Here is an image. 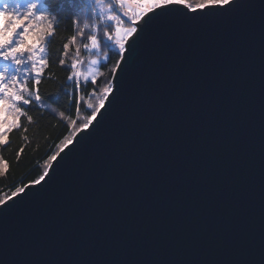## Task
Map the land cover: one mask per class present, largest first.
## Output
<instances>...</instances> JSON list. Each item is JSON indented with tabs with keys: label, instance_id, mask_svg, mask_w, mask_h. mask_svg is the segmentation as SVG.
Here are the masks:
<instances>
[{
	"label": "water",
	"instance_id": "obj_1",
	"mask_svg": "<svg viewBox=\"0 0 264 264\" xmlns=\"http://www.w3.org/2000/svg\"><path fill=\"white\" fill-rule=\"evenodd\" d=\"M153 40L145 70L103 134L66 164L46 197L10 216L19 252L41 264L68 261L80 254L82 235L95 232L87 256L112 259L116 242L134 227L167 233L162 257L188 255L185 241L216 230L230 195L241 201L232 202L233 222L252 215L258 224V22L243 32L235 25L157 31ZM129 239V258L151 257L149 243Z\"/></svg>",
	"mask_w": 264,
	"mask_h": 264
},
{
	"label": "snow or ice",
	"instance_id": "obj_2",
	"mask_svg": "<svg viewBox=\"0 0 264 264\" xmlns=\"http://www.w3.org/2000/svg\"><path fill=\"white\" fill-rule=\"evenodd\" d=\"M257 22L264 37V0H72L67 8L49 0H0V179L11 174L12 165L4 155L11 150V133L21 132L24 141L15 150V165L27 167L22 155L32 143L29 127L66 129L56 137L58 142L49 143L35 178L24 182L21 177L9 192L0 194V264H41L10 240L9 218L14 210L46 197L66 164L103 134L133 79L145 70L157 31L190 34L205 26L235 25L243 32ZM62 31L69 34L61 35ZM54 68L63 73L59 79ZM48 83L55 84L53 91L45 87ZM260 106L258 224L252 215L233 222L232 202L241 201L230 195L216 230L185 241V248L191 249L188 255L181 250L162 257L159 249L169 243L167 233L148 234L133 227L116 242L112 259L87 256L97 239L95 232H87L77 242L78 256L43 264H264V57ZM200 220L207 222L205 216ZM130 234L150 244V258L139 253L129 258L135 242Z\"/></svg>",
	"mask_w": 264,
	"mask_h": 264
},
{
	"label": "trees",
	"instance_id": "obj_3",
	"mask_svg": "<svg viewBox=\"0 0 264 264\" xmlns=\"http://www.w3.org/2000/svg\"><path fill=\"white\" fill-rule=\"evenodd\" d=\"M49 2L53 5L56 4H62L64 7H69L72 3V0H49ZM63 25H61V29H63ZM67 32H61V35H68ZM53 49L58 47V43L54 44ZM52 58L55 59L56 53L53 51L51 53ZM112 59H115V57H112ZM53 71H55L58 75V79L63 76V73L59 71V69L54 68ZM46 88H48L49 91H53L55 89V84L48 83L45 85ZM87 115L88 113H84ZM51 119V118H47ZM47 120L45 121V123ZM66 132V129L64 128H58L55 132H50L47 127H43L41 125L40 127H29V132L27 133L29 140L32 141L30 145L25 147V152L22 155V162L23 164H26L27 167H17L15 165V150L18 149L19 146H21L24 141L21 139L22 133L21 132H13L10 134V139L12 141L11 150L5 151L4 155L5 158L9 160L10 164L12 165L11 174L9 177L5 179H0V194H4L6 192H9L10 189H12V186L14 183L18 182L21 177H24V182H27L28 179L35 178L36 175L39 174L40 167L39 165H42L43 159L45 158V152L48 150L49 143H55L58 142L56 140V137L58 135L64 134ZM45 137L48 139L46 140ZM39 144L40 147L36 149V145Z\"/></svg>",
	"mask_w": 264,
	"mask_h": 264
}]
</instances>
